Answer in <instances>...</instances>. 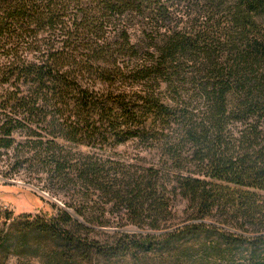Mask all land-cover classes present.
<instances>
[{"label":"trees","instance_id":"obj_1","mask_svg":"<svg viewBox=\"0 0 264 264\" xmlns=\"http://www.w3.org/2000/svg\"><path fill=\"white\" fill-rule=\"evenodd\" d=\"M9 150L67 200L0 205V264H264V0H0Z\"/></svg>","mask_w":264,"mask_h":264},{"label":"rangeland","instance_id":"obj_2","mask_svg":"<svg viewBox=\"0 0 264 264\" xmlns=\"http://www.w3.org/2000/svg\"><path fill=\"white\" fill-rule=\"evenodd\" d=\"M16 139L19 141L22 139L16 135ZM80 150L89 151L88 147H79ZM124 150L125 147H121ZM127 151H130L127 149ZM12 151L9 150L7 153L0 154V205L4 209H8L12 212L13 216L18 215H40V210L51 213V203L56 204L59 207H64V201L67 200L66 193L63 190L57 189L56 186L45 185V182L41 174H36L29 171L27 168L18 169L12 171L9 166L8 158L12 155ZM9 156V157H8ZM116 158V156H112ZM40 179V180H39ZM177 215L173 223L183 221L184 216L182 215L183 207L178 205ZM114 229L103 228L99 232L94 233V237L99 240H106L108 236L112 235ZM125 231L142 234L144 231L139 230L135 227L128 226L124 228ZM147 232V231H146ZM192 240L184 239L177 244L178 250L173 249L172 246L164 250H157L149 253L145 256V261L142 264H176L175 261L181 262L180 258L177 257L179 251L186 249L190 246L191 251L198 253L200 247L199 244H192ZM188 243H191L189 245ZM195 247V248H194ZM192 252V253H193ZM144 258V256H142ZM117 264H132L130 258L125 260H119ZM4 264H40L36 258H26L10 255ZM116 264V263H115ZM185 264H188L185 262Z\"/></svg>","mask_w":264,"mask_h":264}]
</instances>
